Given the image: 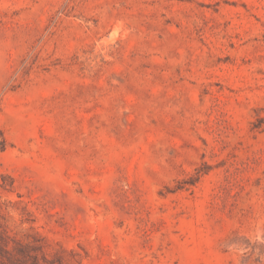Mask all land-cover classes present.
Instances as JSON below:
<instances>
[{"label": "rangeland", "instance_id": "obj_1", "mask_svg": "<svg viewBox=\"0 0 264 264\" xmlns=\"http://www.w3.org/2000/svg\"><path fill=\"white\" fill-rule=\"evenodd\" d=\"M0 222L55 264H264V0H0Z\"/></svg>", "mask_w": 264, "mask_h": 264}, {"label": "trees", "instance_id": "obj_2", "mask_svg": "<svg viewBox=\"0 0 264 264\" xmlns=\"http://www.w3.org/2000/svg\"><path fill=\"white\" fill-rule=\"evenodd\" d=\"M14 242L10 247L9 235L0 233V264H55L54 260L48 258L41 245L24 244L19 240Z\"/></svg>", "mask_w": 264, "mask_h": 264}]
</instances>
